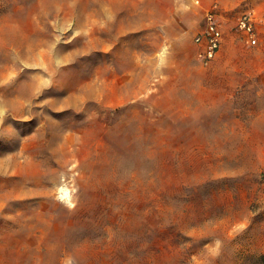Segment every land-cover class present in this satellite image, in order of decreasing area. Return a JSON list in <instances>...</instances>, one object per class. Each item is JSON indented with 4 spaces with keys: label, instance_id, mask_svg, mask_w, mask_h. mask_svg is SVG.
<instances>
[{
    "label": "rangeland",
    "instance_id": "rangeland-1",
    "mask_svg": "<svg viewBox=\"0 0 264 264\" xmlns=\"http://www.w3.org/2000/svg\"><path fill=\"white\" fill-rule=\"evenodd\" d=\"M0 264H264V0H0Z\"/></svg>",
    "mask_w": 264,
    "mask_h": 264
},
{
    "label": "built area",
    "instance_id": "built-area-1",
    "mask_svg": "<svg viewBox=\"0 0 264 264\" xmlns=\"http://www.w3.org/2000/svg\"><path fill=\"white\" fill-rule=\"evenodd\" d=\"M205 17L206 24L203 29L195 34L194 41L201 49V59L209 62L215 58L222 45L223 28L217 18V13L213 10H206ZM238 24L242 29L252 30V18L248 15L240 17Z\"/></svg>",
    "mask_w": 264,
    "mask_h": 264
},
{
    "label": "crops",
    "instance_id": "crops-1",
    "mask_svg": "<svg viewBox=\"0 0 264 264\" xmlns=\"http://www.w3.org/2000/svg\"><path fill=\"white\" fill-rule=\"evenodd\" d=\"M168 1V3H169V0H167ZM236 1H238V0H232V2L234 3V2H236ZM172 2V1H171Z\"/></svg>",
    "mask_w": 264,
    "mask_h": 264
}]
</instances>
